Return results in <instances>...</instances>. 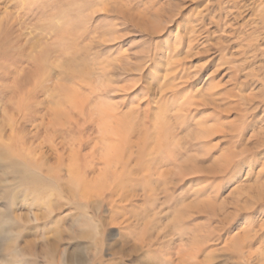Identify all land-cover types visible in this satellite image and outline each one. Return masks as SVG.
<instances>
[{
  "label": "rangeland",
  "instance_id": "374dc122",
  "mask_svg": "<svg viewBox=\"0 0 264 264\" xmlns=\"http://www.w3.org/2000/svg\"><path fill=\"white\" fill-rule=\"evenodd\" d=\"M252 2L0 0V264H264Z\"/></svg>",
  "mask_w": 264,
  "mask_h": 264
},
{
  "label": "bare ground",
  "instance_id": "6f19581e",
  "mask_svg": "<svg viewBox=\"0 0 264 264\" xmlns=\"http://www.w3.org/2000/svg\"><path fill=\"white\" fill-rule=\"evenodd\" d=\"M253 2L250 4V5H253V7L252 8H250V10H249V12H252V13H254L257 9H258V7L256 6V4L257 3H259L258 5L259 6H262V4H263V6H264V0H252ZM238 5H239V3H238ZM247 7V6H246ZM250 7V6H249ZM241 8H242V6H241ZM245 8V7H244ZM261 8V7H260ZM243 9V8H242ZM246 9V8H245ZM249 9V8H248ZM247 9V10H248ZM241 10V9H240ZM238 11V10H237ZM248 12V11H247ZM240 13V12H239ZM257 13H259V14H257ZM256 16L258 17L257 19H256V25L258 26L259 25V27H261V28H258V30L259 31H261L262 33L264 32V9H262V11H258V12H256ZM253 15V14H252ZM258 22H259V24H258ZM255 27V26H254ZM255 30H256V28L254 29V33H255ZM261 32H259V33H261ZM253 33V34H254ZM257 34V33H256ZM258 36V35H257ZM259 37H260V35H259ZM262 37H263V35H262ZM261 37V38H262ZM264 38V37H263ZM257 39V38H256ZM264 41V40H263ZM5 50V49H4ZM8 53V52H7ZM5 55V54H4ZM25 96V95H24ZM105 116H101V118H102V121H103V119H105L104 118ZM108 129V128H107ZM123 130H124V128H123ZM122 129H120L119 131H123ZM118 131V132H119ZM113 133V134H105V133H103V140L104 141H108V144H106L105 145V148H106V150H104L105 151V153H106V156H107V158L109 157V159L110 160H108V162H107V166L108 167H112L113 165H114V163H115V161H112L111 160V158L110 157H112L114 154H116V152H118V150L115 148V143H117L116 141H120V140H123L122 139V137H121V135H120V133ZM118 139V140H117ZM116 140V141H115ZM125 143V141L123 140L122 141V143ZM125 145V144H124ZM127 145V144H126ZM163 146V145H162ZM119 149V148H118ZM121 149H123V148H121ZM126 149V148H125ZM113 157H115V155L113 156ZM112 157V158H113ZM114 159V158H113ZM114 167V166H113ZM74 177V176H73Z\"/></svg>",
  "mask_w": 264,
  "mask_h": 264
}]
</instances>
